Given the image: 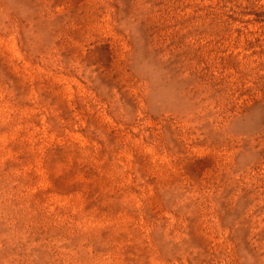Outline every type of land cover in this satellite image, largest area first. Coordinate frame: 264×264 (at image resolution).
<instances>
[{
  "label": "rangeland",
  "instance_id": "374dc122",
  "mask_svg": "<svg viewBox=\"0 0 264 264\" xmlns=\"http://www.w3.org/2000/svg\"><path fill=\"white\" fill-rule=\"evenodd\" d=\"M0 264H264V0H0Z\"/></svg>",
  "mask_w": 264,
  "mask_h": 264
}]
</instances>
